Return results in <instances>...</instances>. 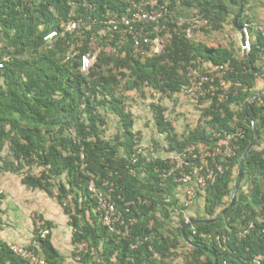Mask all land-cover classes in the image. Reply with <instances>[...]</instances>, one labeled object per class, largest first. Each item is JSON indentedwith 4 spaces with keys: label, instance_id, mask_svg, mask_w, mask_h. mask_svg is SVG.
I'll use <instances>...</instances> for the list:
<instances>
[{
    "label": "trees",
    "instance_id": "1",
    "mask_svg": "<svg viewBox=\"0 0 264 264\" xmlns=\"http://www.w3.org/2000/svg\"><path fill=\"white\" fill-rule=\"evenodd\" d=\"M160 1L172 11L152 29L153 38L167 37V42L161 38V52L136 56L128 42L124 55L101 53L91 70L83 72L79 55L65 61L68 41L78 37L77 33L60 35L51 42L44 36L60 30L62 21L73 12L86 21L101 20L108 9L125 7L123 0H0V41L4 44L0 53V62H4L0 68V162L6 160L3 151L9 143L10 163L18 164L13 171L36 163L45 167L41 175L27 174L22 182L50 192L49 178L67 173L69 186L62 184L61 189L75 196L74 207L66 203L65 211L74 228L73 244L89 243L82 260L86 264H174L179 255H183L179 264H253L257 255H264V146L256 147L264 137V102L254 90L262 71L257 62L264 55V36L251 29V49L243 57L234 41L213 46L190 37L188 24H180L173 15L179 7L205 15L210 18L207 31L211 33L222 30L232 15L235 19L243 2L238 24L244 27L252 22L246 12L248 0ZM81 33L88 39L91 31L84 28ZM204 62L231 63L232 70L225 75L231 83L228 98L223 102L201 100L209 102L203 121L182 136L167 116V107L153 104L157 128L169 141L168 151L190 153L198 152L201 144L212 147L215 134L232 131L233 125L244 127L246 135L230 167L215 183L205 190L191 183L196 189L194 201L203 196L211 218L197 222L191 218L196 224L186 228L184 214L189 206L182 198L191 187L181 190L182 185L171 178H161L156 169L164 168L166 160L160 156L139 154L138 161H132L139 134L134 114L126 111L124 97L118 94L125 80V90L146 85L173 99L188 83V68ZM99 105L121 116L123 131L115 139L103 137L105 121L97 112ZM254 140L243 174L237 176V182L246 181L249 188L238 189L234 205L218 213L232 195L236 168ZM93 180L99 185L109 180L113 185L119 210L127 220L135 219L129 235L114 233L104 225L90 191ZM132 200L137 208L131 205L127 210L126 202ZM176 215L179 224L173 226ZM245 229L248 233L241 235ZM35 232L37 243L30 247L51 264H64L52 234L41 237ZM218 235L227 236L226 242L219 243ZM182 245L191 248L180 253ZM0 257V264H24L1 239Z\"/></svg>",
    "mask_w": 264,
    "mask_h": 264
},
{
    "label": "built area",
    "instance_id": "2",
    "mask_svg": "<svg viewBox=\"0 0 264 264\" xmlns=\"http://www.w3.org/2000/svg\"><path fill=\"white\" fill-rule=\"evenodd\" d=\"M29 1V0H27ZM125 7L122 9H108L101 20H88L78 18L73 12L67 20L62 21L60 30H52L44 36L46 42L55 40L60 35L67 33L78 37L68 41L65 54V61H69L75 56H80V68L83 72H89L101 53L113 56L125 54V47L131 43L133 53L136 56H148L161 52L164 48L163 40L160 37H152V29L156 24L171 13L167 3L160 0H123ZM209 28L210 18L202 14H196L190 19L188 32L193 28ZM87 28L91 31L89 38L81 33ZM247 35V49H251V29H255L264 36V25H255L247 22L243 27ZM84 31V30H83ZM86 47L87 50L82 49ZM4 67V62H0V68ZM232 70L230 62L217 65L212 72L206 71L202 65L190 66L187 71L188 83L184 92L192 97L194 101L200 102L205 99H216L223 102L228 98L230 85L227 84L225 75ZM246 130L242 126L233 125L232 131L217 132L216 141L212 147L201 144L198 152L174 153L166 160L164 168L157 167L156 171L163 179L171 178L180 185L195 184L197 189L205 190L217 181L218 176L222 175L230 167L232 159L241 149V142L245 138ZM149 153L141 145H136V152L132 161L139 159V154L146 156L156 155L154 147L148 148ZM107 189L106 193L98 192L93 185L90 186L92 196L97 200L101 217L105 226L110 231L126 236L129 235L134 218L128 220L123 216L118 208L114 197V187ZM2 196V191H0ZM3 197V196H2ZM2 197L0 201H2ZM196 197V189L187 190L186 204L190 206ZM139 202L142 199L139 198ZM135 206L136 201L126 202L127 210L129 206ZM264 222V220H261ZM187 224L193 228L195 222L186 217ZM253 227V225H251ZM35 228L41 237L52 234V228L44 219L35 220ZM249 229L240 232L246 235ZM197 233V230L194 231ZM203 235H206L203 233ZM211 236V235H209ZM227 236H217L219 243L226 242ZM11 251L23 260L24 264H51L45 256L35 248L18 243H7ZM78 251L77 258L81 259L89 248L87 241L76 243ZM1 260V257H0ZM253 264H264V255H257Z\"/></svg>",
    "mask_w": 264,
    "mask_h": 264
},
{
    "label": "rangeland",
    "instance_id": "3",
    "mask_svg": "<svg viewBox=\"0 0 264 264\" xmlns=\"http://www.w3.org/2000/svg\"><path fill=\"white\" fill-rule=\"evenodd\" d=\"M234 10L235 13H237L238 9L235 8ZM192 11L190 12V14H187L184 8L179 7L176 8L173 12V15L175 14V17L178 19L180 24H188L186 27L187 32L188 28L190 27V19L197 14L196 12ZM233 18L234 15L230 17L229 21L225 24L222 30L208 33V28H193L192 32H188V34L190 37H193L196 40L208 42L213 46L226 45L231 41H234L237 43L236 47L237 50H239V54L243 56L244 52H246L248 55L249 50L244 51V49L241 48V44L238 40V36L240 34L237 33V29L233 22V20L235 19ZM161 38L164 39L165 42H167V37L163 36ZM3 45L4 44L0 41V53ZM2 82L3 80L0 79V83ZM124 83L125 80L119 88L118 95L124 97V105L126 111L128 113L130 112L134 114L135 130L139 134V140H137L136 145H141L142 147H144L147 153H149L148 148L154 147L156 150L155 156H160L162 158H168L175 152L168 151L169 141L166 139V134L160 133L157 128L156 112L152 105L159 103L167 107V116L174 122L177 132L180 136H182L183 134L187 133L188 130L195 128L199 123L203 121V112L209 106V102L213 101L212 99H209L208 103H203V101L202 103H200V100V102H198L199 105H197V102H194L192 100L193 98L188 96L187 94L179 93L173 99H171L168 96L163 95L159 91L146 85L140 87L139 89L125 90ZM263 86L264 85L262 83L260 88H262ZM262 100L264 101V98ZM97 112H99V115L101 114L104 117L105 121L103 127V137H105L106 139H115L118 135L120 136L123 131L121 116H119L106 105H99ZM263 146L264 137L262 145L256 147L258 149H261L263 148ZM10 150V145L9 143H7L3 151V155L4 157H6V160L0 162V191H2L4 201L8 203L7 206H9V201L13 200L12 197L7 199L8 196H20L24 193V195H26L23 199L24 205H28V202H31V204H33L39 199L37 201V203H40L37 204V206H40L39 210L33 211V214L31 213L32 215L30 216H32L33 220H36L37 218L44 219L52 229H55L57 227L56 223L59 222V228L54 231V235L58 232L61 233V231L59 230L62 227L61 218H63L64 213L66 214L65 205L66 203H68L69 205H71V207H74L73 196H75V194L71 192H64L61 189L62 184H67V186H69L67 173H63L62 175L58 176L52 175V177L49 178V181L52 183L51 192L40 188L29 187L22 182L23 177H25L27 174L39 176L42 172L45 171V167L37 163L31 167L28 165H24L20 170L15 172L13 171V167L15 166L17 168L18 164L14 163L12 165L10 163V161L13 162V158L10 156ZM46 172L48 173V169H46ZM239 174L240 167H237L235 171L236 181H234V189L232 191V195L236 186H238V189L244 190H248L249 188V183H247L246 181H242L241 183L237 182V176ZM110 184L111 183L109 180H105L102 185H99L98 182L94 180L91 182V185H93L98 192L102 193H106L107 189H111ZM238 193L239 192L237 190L236 196ZM59 194L62 195V199L59 198ZM232 195L227 197L225 201L226 203L218 208V213L225 207H230V205L232 204ZM29 196L32 197L31 200H28V198H30ZM186 199L187 198L184 196V198H182V201L186 202ZM61 200H63V203H65L61 204ZM7 210L11 212L12 209H9V207H7ZM5 212L6 210H4L3 213ZM66 215L70 218L69 221L71 222V217L68 214ZM184 216L188 218H194L196 219V222L199 219L211 218V216L206 213L205 198L203 196L198 197L197 200L191 204V206L187 207ZM214 216H212V218H214ZM179 219L180 218L178 215L173 218V226H178L177 224H179ZM3 222L6 225L4 227L10 225V222L8 223L7 219L4 221L2 220L1 224ZM73 246L74 249L71 251V253L68 256L64 257L65 259L67 257L69 258V260H65V263L86 264L82 262V260L85 254L89 251V248L88 251L84 255H82L81 259H79L77 258L78 251L76 248V244H73ZM190 248L191 247H189L188 245H182V248L178 252L182 253L183 251L190 250ZM182 261L183 255L175 256L173 260L174 264H179Z\"/></svg>",
    "mask_w": 264,
    "mask_h": 264
},
{
    "label": "crops",
    "instance_id": "4",
    "mask_svg": "<svg viewBox=\"0 0 264 264\" xmlns=\"http://www.w3.org/2000/svg\"><path fill=\"white\" fill-rule=\"evenodd\" d=\"M230 8L232 10L235 9V7L233 5H231ZM190 12H191V10H186L187 14H190ZM192 12H195V11H192ZM246 12L249 15V17L251 18L253 24H255L256 26L257 25H264V0H248V3L246 5ZM239 14H240V12H239ZM237 33L240 34L238 36V38H239L238 40L241 44V48H243L241 33L238 31V29H237ZM254 38L255 37H253V39ZM243 57H246L245 52H244ZM201 65L208 72L214 71L217 67V65H213V64L208 63V62L201 63ZM257 66L262 71L259 74V77L257 79V83H256L254 90L257 93L256 96H260V97L264 98V86L262 88H260L262 83L264 85V55L258 60ZM227 84H229L231 87L230 82L227 81ZM181 93L185 94L184 91H182ZM194 102H196V101H194ZM205 102H207V100ZM197 105H199L198 102H197ZM190 185L191 184L182 185L181 190L185 189V187H188ZM27 194H29V193H27ZM25 196L26 195H24V193L21 194L20 196H15V195L8 196L7 199H9L10 197L13 198L12 201H9V206H7L8 203L6 201H4V198L2 197V201H1V205H0V239L6 243H18V244H22V245H28V246L34 245L35 246L37 243L36 239H35V236H36V234H35L36 233L35 232L36 231L35 220H33L32 216H30V215L33 214V211L39 210L40 206H37V204H40V203H37V201L39 200L38 199L33 204H31V202H28V205H24L23 199ZM31 199H32V197L28 198V200H31ZM34 200H36V199H34ZM7 207H9V209H12L11 212L9 210H7ZM4 210H6L5 213H3ZM2 213H3V215H2ZM6 219H7L8 223L10 222V225L7 227H4L6 225L4 224V222L1 224V222H2V220L4 221ZM69 219L70 218L64 213L63 218H61L62 227L59 230V231H61V233L58 232L57 234L54 235V231L57 228H59V225H60L59 222L56 223L57 227L55 229H52V241H53L55 247L59 250L61 255H63L64 257L68 256L71 253V251L74 249V246H73L74 228L71 225ZM65 225H67V226H65ZM65 260H69V258L67 257ZM65 260H64V264H66Z\"/></svg>",
    "mask_w": 264,
    "mask_h": 264
},
{
    "label": "water",
    "instance_id": "5",
    "mask_svg": "<svg viewBox=\"0 0 264 264\" xmlns=\"http://www.w3.org/2000/svg\"><path fill=\"white\" fill-rule=\"evenodd\" d=\"M242 13H243V2H241V4H240V14L235 18V20H234V24H235V27L238 29V31L241 33L243 49H244L245 51H247V50H246V49H247V35H246V33H245L243 27H241V26L238 24V21H239L240 17L242 16ZM245 56L248 57L246 52H245ZM249 62H250V60H249ZM250 63H251V62H250ZM253 68H254V67H253ZM257 138H258V134H257L256 139H257ZM255 141H256V140H254V141L252 142V144H251L250 147L247 149V151L244 153V155H243V157H242V159H241V164H240V174H239L240 177H241L242 174H243V165H244L245 159H246V157H247V155H248V152H249L251 146L255 143ZM237 190H238V186L235 187V190H234V192H233V195H232V204L230 205L229 208L225 209V210L223 211V213H225L226 211H228V209H230V208L234 205V203H235V199H236L235 196H236V192H237ZM221 215H222V214H221ZM221 215L219 216V218L221 217ZM219 218H217V219H219ZM195 224H196V222H195ZM190 226H191L190 224H187L186 228H188V227H190ZM216 263H217V262H216Z\"/></svg>",
    "mask_w": 264,
    "mask_h": 264
}]
</instances>
